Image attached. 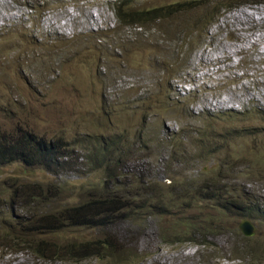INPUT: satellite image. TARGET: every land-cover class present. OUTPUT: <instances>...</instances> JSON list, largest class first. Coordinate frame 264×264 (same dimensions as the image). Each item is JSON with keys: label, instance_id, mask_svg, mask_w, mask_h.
I'll use <instances>...</instances> for the list:
<instances>
[{"label": "rangeland", "instance_id": "rangeland-1", "mask_svg": "<svg viewBox=\"0 0 264 264\" xmlns=\"http://www.w3.org/2000/svg\"><path fill=\"white\" fill-rule=\"evenodd\" d=\"M45 1L0 0V138L33 131L67 155L60 168L0 164V264H264V217L245 236L222 203L264 210V4L240 1L199 34L182 12L143 28L117 21V0ZM113 197L112 225L69 222L68 209ZM108 237L113 255L77 262L23 246Z\"/></svg>", "mask_w": 264, "mask_h": 264}, {"label": "trees", "instance_id": "trees-1", "mask_svg": "<svg viewBox=\"0 0 264 264\" xmlns=\"http://www.w3.org/2000/svg\"><path fill=\"white\" fill-rule=\"evenodd\" d=\"M243 1L245 3L250 4H264V0H199L197 6H191L192 1H185L187 4L181 6L180 3L178 6L175 4H171L166 7L171 14H175L177 11H180L184 14H187L190 19H192V30L197 29L200 34L201 31L198 30L200 27L199 23H205L202 26L204 29H208L212 20L215 17H218L223 10H231L236 7V5ZM200 10L201 12L195 10ZM162 8H154L153 10H127L125 6H123V2L121 6L118 7V17L120 22L128 24L130 22L142 23L144 17L148 14H154L155 18H165V12H161ZM172 11V12H171ZM133 18L135 20H133ZM186 24V21L184 22ZM196 24V25H195ZM202 29V30H204ZM184 27L180 31L181 34L184 33ZM61 139L57 138L55 140L47 141L46 139L37 136L33 131H28V133L24 135L14 136L9 140L7 137L0 138V164L6 163L10 161L21 160L24 163L35 166L38 165H46L50 166L54 163L56 168H60L65 162L62 160L66 157L67 154H64V151L67 149V146L60 142ZM105 157H110L107 162L108 165H113L116 161H111L112 158L110 155H106ZM113 175V170L112 174ZM222 203L226 204V207L229 209H235L238 206V213H240L244 218H251L255 220H259V216L264 217V210L257 211L250 206L245 208L243 204H240V200L236 199H226L223 200ZM122 206V202L116 197L113 198H99L95 199L92 202H85L79 206L72 207L68 209L72 212V216H70V223L75 226L82 225H96L98 223L103 225H112L116 220V213L114 212L119 206ZM66 210V211H68ZM69 218L68 212L66 213ZM53 217L50 215L47 220L50 222ZM189 227L191 228V232L193 235H197L200 238L201 236L208 237L204 234V231L198 228V224L195 221L188 222ZM207 231H212V228L209 227ZM165 235L168 236L167 233H162V237L165 238ZM187 239V238H180ZM198 238H191L193 242H200L203 246L208 245V241L197 240ZM202 239V238H200ZM21 238H18V242ZM17 242V241H16ZM31 244L32 249L41 255H48L49 258H55V255L60 254V246L52 243H46L44 241H35V240H24V244ZM119 244L118 242H114L110 237L105 238L103 240L98 241H87L81 245L79 244H66L70 246L67 249L66 255L70 260L78 261V255H76L77 250L76 247H79L78 252L85 251L86 253L97 254L101 259L106 258V256H111L114 254V249ZM48 246H52L54 251L48 253L46 249ZM58 249V250H57ZM105 252L106 255H103L102 252ZM251 249H247L246 253H249ZM264 252V250H263ZM258 252L254 251L249 254L247 257H250L254 261L257 260L256 255Z\"/></svg>", "mask_w": 264, "mask_h": 264}, {"label": "clouds", "instance_id": "clouds-1", "mask_svg": "<svg viewBox=\"0 0 264 264\" xmlns=\"http://www.w3.org/2000/svg\"><path fill=\"white\" fill-rule=\"evenodd\" d=\"M123 2V6H125L126 7V9L127 10H129V11H131V10H146V9H138V8H136L133 4H131V3H129L127 0H117V2H115L113 5V11H114V13H115V15H116V17H117V21H119L120 19H119V17H118V7L119 6H121V3ZM188 2V1H187ZM187 2H179L178 4H175V6H178L180 3H182L181 4V6H184L185 4H187ZM18 3H20L19 2V0H18ZM25 5L26 6H28L29 8H31L32 6H35V5H41V7L44 9V10H48V9H50V7L48 6V4L46 3V1L45 0H41V1H37V0H35V2H33V3H30V2H26L25 3ZM155 8H161V7H155ZM154 8H152L151 10H153ZM234 9V8H233ZM148 10V9H147ZM232 10V9H231ZM231 10H228V11H231ZM228 11H226V10H223V12H221V14L218 16V17H215L213 20H212V23L210 24V26H209V28H211V25L213 24V21H215V20H219L221 17H222V15H223V13L224 12H228ZM161 12H165V20L166 19H168V18H173V17H175V15L177 16L178 14H180V11H177L175 14H171L169 11H168V9H163L162 8V11ZM172 12V11H171ZM157 13V12H156ZM156 13H154V14H148V15H146V17H144V20H142V23H136V22H130V23H128V24H125V23H123V26H130L131 24H133V23H136V24H140L139 25V27H143V28H147L148 27V24H150V23H156V22H160V21H162V19L163 18H155V15H156ZM179 16V15H178ZM177 16V17H178ZM133 20H135L134 18H133ZM202 26H204L205 25V23H202L201 24ZM200 25V26H201ZM201 26V27H202ZM208 28V29H209ZM202 29H204L203 27H202ZM207 29H204V31H206ZM149 31V30H148ZM185 34V31H184V33L182 34V35H184ZM245 219H249V220H251L252 222H253V220L251 219V218H246L245 217ZM253 224H254V222H253ZM243 233V232H242ZM255 234V233H254ZM253 234V235H254ZM245 235V234H244ZM245 236H247V235H245ZM252 236V235H251ZM250 237V236H249ZM19 243V242H18ZM13 245H16L17 244V242L16 243H12ZM24 244V243H23ZM28 245H30V246H27L26 244H24L23 246H27V247H30V248H32L31 247V244H28ZM206 247V246H205ZM58 250V249H57ZM60 250V254L59 255H55V257H57V256H60V257H62L63 255L64 256H67L66 255V252H67V250H62L61 251V249H59ZM79 250V249H78ZM246 250L247 249H245V259H248V258H250V257H247L249 254H251V253H253L254 251L253 250H251L249 253H246ZM256 252H258L259 254H257L256 255V257H257V260L256 261H254L253 259H251L252 260V262H259V258L262 256V254H260L261 252H259V251H256ZM35 253H37V252H35ZM78 253H80V252H78L77 251V253H76V255H78L79 256V254ZM103 253V255L105 254V252L103 251L102 252ZM39 254V253H38ZM91 254V253H90ZM41 255V254H40ZM92 255H97V254H92ZM85 256V255H84ZM68 257V256H67ZM97 257H98V255H97ZM79 258H82V257H80L79 256ZM99 259H101L100 257H98ZM68 259H69V257H68ZM82 259H84V257L82 258ZM70 260V259H69ZM80 260V259H79ZM78 260V261H79ZM71 261H74V260H71ZM74 262H77V261H74Z\"/></svg>", "mask_w": 264, "mask_h": 264}, {"label": "water", "instance_id": "water-1", "mask_svg": "<svg viewBox=\"0 0 264 264\" xmlns=\"http://www.w3.org/2000/svg\"><path fill=\"white\" fill-rule=\"evenodd\" d=\"M240 230L243 232V234L251 236L255 233L256 227L251 220L245 219L240 226Z\"/></svg>", "mask_w": 264, "mask_h": 264}, {"label": "bare ground", "instance_id": "bare-ground-1", "mask_svg": "<svg viewBox=\"0 0 264 264\" xmlns=\"http://www.w3.org/2000/svg\"><path fill=\"white\" fill-rule=\"evenodd\" d=\"M245 16V15H244Z\"/></svg>", "mask_w": 264, "mask_h": 264}]
</instances>
